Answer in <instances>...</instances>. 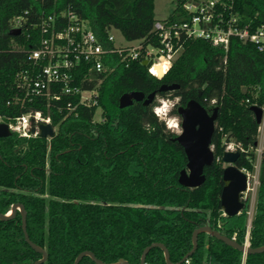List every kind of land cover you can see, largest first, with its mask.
Segmentation results:
<instances>
[{
    "label": "trees",
    "instance_id": "trees-1",
    "mask_svg": "<svg viewBox=\"0 0 264 264\" xmlns=\"http://www.w3.org/2000/svg\"><path fill=\"white\" fill-rule=\"evenodd\" d=\"M222 1L231 4L242 22L264 24V0ZM182 2L177 0L173 13L182 10ZM64 9L88 20L105 47L112 29L126 40L155 43L154 0H0V114L9 121L40 110L56 127L50 139L15 132L0 137V213L10 212L14 203L23 205L27 234L47 254L42 264H73L82 251L105 263L140 264L143 250L154 242L164 244L173 264H264V251L244 256L206 232L198 233L195 251L185 258L200 226L245 242L248 203L234 216L224 215L221 208L227 166L221 157L226 145L234 143L240 152L234 165L253 169L259 124L250 107L264 108V48L236 37L227 50L188 38L161 78L150 75L139 60L125 64L117 54H108L104 64L113 67L111 72L93 73L91 80L77 78L87 89L103 76L97 105L79 106L68 115L65 103L76 102L75 96H62L49 108L38 99L22 106L13 100L17 75L30 67L28 51L41 37L33 24ZM21 15L26 21L20 33L10 34L12 19ZM162 84L178 88L158 92ZM131 91L178 97L181 105L195 99L207 109L217 107L211 141L215 159L204 168L202 185L179 184L187 159L173 140L176 133L153 112L155 100L119 107L120 97ZM98 108L101 119H95ZM176 109L170 113L177 115ZM248 242L264 245V158ZM41 256L24 238L19 210L0 219V264H34ZM78 264L96 263L85 255ZM145 264H167L163 249H149Z\"/></svg>",
    "mask_w": 264,
    "mask_h": 264
},
{
    "label": "built area",
    "instance_id": "built-area-1",
    "mask_svg": "<svg viewBox=\"0 0 264 264\" xmlns=\"http://www.w3.org/2000/svg\"><path fill=\"white\" fill-rule=\"evenodd\" d=\"M181 11L172 12L173 17L155 19L151 29V42L144 38L126 40L116 43L112 30H109L107 40L110 46L105 47L94 31L88 20L79 17L72 10L64 9L60 12L43 15L33 27L41 32L38 46L28 51L31 65L28 69L17 75V92L14 102H24L35 99L50 107L59 102L62 96H75L76 102L67 100L64 109L70 114L79 106L97 105L98 86L103 76L97 80L92 88H82L77 78L91 80V74L111 72L113 67L104 64L108 54H117L121 62L128 64L131 61H151L150 66H145L148 73L156 78H161L169 70L174 59L183 49V42L188 38H200L209 41L213 46L227 50L230 39L236 37L243 42L256 45L259 50L264 48V24L242 22L239 15L222 0H183ZM27 11H25V14ZM26 18L21 15L12 19L11 27L20 28ZM161 75L159 76V71ZM81 75H80V74ZM160 104L153 107V112L164 119L168 104L173 106V99L160 97ZM57 109L62 107L57 105ZM97 110H100L99 108ZM96 110V112H97ZM168 110V109H167ZM170 110H168L169 112ZM0 122L6 123L11 132L18 136L30 137L39 135V123L49 124L53 131L49 116L40 110H28L13 120L5 121L0 114ZM169 125V124H168ZM32 126L35 130L32 132ZM51 137H47L50 139ZM263 136L256 141L257 145L263 144ZM225 150H232L228 145ZM260 163L256 161L252 170H241L246 174V190L241 194H250L247 208V238L251 219L254 213L256 193L259 186Z\"/></svg>",
    "mask_w": 264,
    "mask_h": 264
},
{
    "label": "water",
    "instance_id": "water-1",
    "mask_svg": "<svg viewBox=\"0 0 264 264\" xmlns=\"http://www.w3.org/2000/svg\"><path fill=\"white\" fill-rule=\"evenodd\" d=\"M21 31L20 28H12L9 33L16 35ZM151 61H144L143 65L150 66ZM178 88V84H162L157 91L169 92ZM156 91L150 92L148 95L141 91H131L124 93L119 99V107L123 108L133 103V101H142L144 105H149L156 96ZM253 112L256 122L260 124L264 118V108L253 105L250 107ZM217 107L213 106L210 109L202 106L195 99L189 100L185 106L177 109V114L180 117V132L176 134L173 140L177 141L183 148L187 162L178 177V182L181 186L186 188H195L202 185L205 181L203 173L206 166H210L214 162V154L212 149V136L215 131V122L217 119ZM39 136L52 137L54 131L49 124L39 123ZM35 128L32 126L31 131ZM11 135V131L6 123L0 122V137H7ZM238 150H224L222 153V161L227 164L223 169L222 179L224 182L221 195L220 204L224 215L234 216L244 208L245 203L241 198V194L246 190V174L234 163L239 157ZM16 210H19L22 218V229L26 242L42 256L34 264H42L46 259V251L33 243L26 231V211L22 204L14 203L11 206L10 212L7 214L0 213L1 220L12 218ZM199 232H206L224 242L225 244L243 252V255L261 253L264 251V245L258 247H251L248 241L240 244L235 239L229 238L221 234L210 226H200L193 231L192 234V249L186 254L185 258L191 255L197 247V235ZM152 247H160L164 251V256L167 264H173L170 261L169 252L164 244L154 242L147 246L141 255L140 264H145V257L149 249ZM88 255L96 264H129L127 261H119L115 263H105L99 260L90 251L80 252L73 264H78L83 256Z\"/></svg>",
    "mask_w": 264,
    "mask_h": 264
},
{
    "label": "rangeland",
    "instance_id": "rangeland-1",
    "mask_svg": "<svg viewBox=\"0 0 264 264\" xmlns=\"http://www.w3.org/2000/svg\"><path fill=\"white\" fill-rule=\"evenodd\" d=\"M176 3H177V0H154L155 18L156 19H163V18L168 17V15L173 12V9H174ZM112 34L114 35L116 43H120L122 41V35L120 34V32L117 29H113ZM158 104H160V102H158V100H156V105H158ZM171 108L172 107L169 104L166 107H164V109H166V113H167L165 116H163L165 118L164 119H162L160 117H158V118L161 120H164L166 127L177 134L178 132H180V117L175 115V114H171L170 112H168V110H171ZM95 119H101L100 110H97V112L95 114ZM170 122H171L172 127H170L168 125ZM176 123L178 124L177 128L174 126V124H176ZM262 136L264 138V121L263 120L259 124L257 140L259 141ZM229 144L232 145V150H236V146L234 143H228L226 145V147ZM253 152H254V158L252 159V163L255 164L256 161L261 162V160L264 158V139H263V144H261V145L258 144L257 148H254ZM249 197H250L249 193L247 195H245V194L242 195L243 200H244V198H246L248 200Z\"/></svg>",
    "mask_w": 264,
    "mask_h": 264
},
{
    "label": "flooded vegetation",
    "instance_id": "flooded-vegetation-1",
    "mask_svg": "<svg viewBox=\"0 0 264 264\" xmlns=\"http://www.w3.org/2000/svg\"><path fill=\"white\" fill-rule=\"evenodd\" d=\"M169 92H171V91H169ZM159 97H163V96H159L157 93H156V96H155V98H154V100L156 101ZM168 97H170V96H168ZM171 99H173V106H172V108H174L175 106H176V108L178 109L179 107H183V106H185L186 105V103L188 102H186L184 105H181L180 103H179V98L178 97H170ZM171 108V109H172ZM176 109V110H177ZM171 111V110H170ZM169 111V112H170ZM177 116H178V114H177ZM177 124V123H176ZM170 126H171V123H170ZM172 127V126H171ZM177 127H178V124H177ZM176 127V128H177ZM242 198V197H241ZM243 200V199H242ZM244 201V200H243ZM244 203H245V201H244ZM249 234V233H248ZM245 241H248V238H247V232H246V239H245Z\"/></svg>",
    "mask_w": 264,
    "mask_h": 264
},
{
    "label": "bare ground",
    "instance_id": "bare-ground-1",
    "mask_svg": "<svg viewBox=\"0 0 264 264\" xmlns=\"http://www.w3.org/2000/svg\"><path fill=\"white\" fill-rule=\"evenodd\" d=\"M161 74H162V73H161V70H160L158 75L160 76ZM263 121H264V118H263ZM170 123H171V122H170ZM170 123H169V126H170ZM173 123H174V122H173ZM174 126L177 127V124H174ZM170 127H171V126H170Z\"/></svg>",
    "mask_w": 264,
    "mask_h": 264
}]
</instances>
